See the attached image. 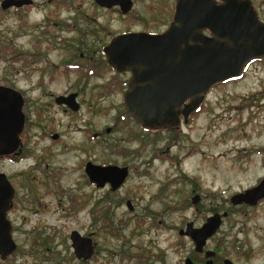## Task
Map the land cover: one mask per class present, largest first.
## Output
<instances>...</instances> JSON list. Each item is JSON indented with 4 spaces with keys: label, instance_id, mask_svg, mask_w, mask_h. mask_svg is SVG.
<instances>
[{
    "label": "rangeland",
    "instance_id": "obj_1",
    "mask_svg": "<svg viewBox=\"0 0 264 264\" xmlns=\"http://www.w3.org/2000/svg\"><path fill=\"white\" fill-rule=\"evenodd\" d=\"M34 2L31 10L0 8V86L22 92L28 106L25 111L32 120V113L38 111L45 118L37 122L38 127L30 125L31 137L22 159L14 164L0 163L21 197L28 199L13 224L18 259L26 257L33 264H81L72 255L69 240L70 232L77 230L83 236L92 234L91 242L101 258H111L109 264H137L136 256L144 248L159 255L160 264H183L192 252V242L178 230L188 222L200 226L212 209L226 208L228 217L206 249L217 250L232 264H264V200L248 209L232 208L229 202L232 194L264 176V155H252L250 172H224L238 165L233 152L225 151L233 142L223 135L226 113L222 94L230 91L237 95L248 90L250 82L217 87L210 94V110L198 119L197 126L145 134L138 124L121 118L125 115L122 91L103 87L114 75L100 54L96 55V67L101 77H86L90 66L84 64L87 58L81 59L79 52L95 41L84 27L88 22L76 19L80 29L65 30L56 24L57 17H46L50 10L47 0ZM71 14L63 13V17ZM100 20L109 30L122 28L115 15L103 14ZM99 36L101 44L105 43V35ZM94 47H99L98 43L93 42L95 52L98 49ZM68 59L79 66L75 73L61 72L65 65L60 64ZM258 72L264 76V63ZM40 80H46L45 84L39 85ZM68 91L79 92L81 104L74 114L51 104L52 94ZM263 120L261 112L255 122ZM42 122L43 126L48 123V128L41 127ZM52 131L61 135L58 145L47 138ZM93 132L101 135L91 140ZM39 133L41 142L36 144L32 136ZM254 141L256 148L264 146V136ZM47 146L53 149L44 157ZM189 150L191 156L178 164ZM87 158L101 164L128 165L125 183L114 192L90 185L81 167ZM195 194L200 196L197 205L191 203ZM37 228L45 236L36 237ZM35 237L40 243L46 238L39 247L45 249L42 255L46 251L44 259L30 255Z\"/></svg>",
    "mask_w": 264,
    "mask_h": 264
},
{
    "label": "water",
    "instance_id": "obj_2",
    "mask_svg": "<svg viewBox=\"0 0 264 264\" xmlns=\"http://www.w3.org/2000/svg\"><path fill=\"white\" fill-rule=\"evenodd\" d=\"M202 29L210 30L213 38L204 37ZM105 54L116 70L131 71L124 93L126 115L145 127L174 128L180 124V115L187 121L212 85L238 76L248 59L264 54V24L258 21L249 2L224 0L216 6L211 0H177L173 22L164 33L120 36L105 49ZM186 100L189 102L180 110ZM21 107L20 94L0 86V154L13 151L18 144L23 127ZM93 168L96 172H87L90 180L98 186L108 181L112 190L128 172L126 167ZM10 195V184L0 172L1 257L15 248L4 215ZM261 199L264 176L256 186L232 195L230 202L252 206ZM225 216L226 213H215L199 228L188 223L181 233L190 236L200 251ZM74 247L78 257H88L92 251L89 241L83 248L79 244ZM186 264L192 263L187 259Z\"/></svg>",
    "mask_w": 264,
    "mask_h": 264
},
{
    "label": "flooded vegetation",
    "instance_id": "obj_3",
    "mask_svg": "<svg viewBox=\"0 0 264 264\" xmlns=\"http://www.w3.org/2000/svg\"><path fill=\"white\" fill-rule=\"evenodd\" d=\"M211 1L215 3L216 6L224 3V0H211ZM235 1L238 3L249 2L258 21L264 24V0H235ZM47 2L50 6V10L47 11L46 17L47 18L57 17L58 22H56V24L60 25L61 28L65 30L72 31L73 29L74 30L80 29L77 28V24L75 23L76 19L81 22H86V21L88 22V24H86L84 27H86L85 29H89L87 30V34L93 35L95 41L93 40L92 42H90L88 44L89 45L88 47L87 46L84 47V52H79V57L81 59L84 58L85 56L87 58L84 64L90 66L86 72V77H98V78L101 77L99 74L100 71L99 67H96V63H97L96 55L97 53L98 55L100 54L103 60V64H105L114 75L112 79L103 83V87L106 88L105 90L108 89L107 91H110L111 88H113L118 92L119 90L122 91L121 99L125 114L124 117L121 116L122 119L123 118L129 119L133 123L138 124V126H140L144 130L145 134H150L152 132H164V131L170 132L174 130L181 131V129L185 126L187 127L197 126L196 124L198 122V119L202 117V115H204L205 113H208L211 104L213 102L211 101L210 94L216 91L217 87L237 85L243 82L247 83L248 80L250 82L248 90L238 93L237 95L231 94L230 91L227 92L225 91L222 94L224 96V102H225L224 106L222 107V110L226 113V124H225L226 127L223 131V135L226 139L228 138L233 142L232 144L229 145L228 149L225 151L233 152V159H234L233 161L238 165L236 166L238 168L233 167L229 171L227 170L224 172H250L249 165L252 163V161L250 160L252 155H259V156H261V154L264 155V146L256 148L255 145L256 142L254 141L256 138L257 140H260L262 136H264V122L263 123L255 122L258 116L261 117V112H264V76H260L258 72L260 68V64L264 63V54L262 56L251 57L250 59H248L246 64L243 66L241 73L238 76L228 78L222 82H218L212 85L210 89L207 91V93L203 95L200 104L188 115L187 121H183V118L180 115V124L177 127L174 128L145 127L135 122L132 118L127 116L125 112L124 93L128 89V81L130 80L132 75L131 71L130 70L118 71L115 68H113L108 62V58L105 54V49L108 46H110L111 43L115 41L116 38L120 36L135 35V34L142 36L160 35L164 33L173 22L177 0H47ZM34 5H35L34 0H2L0 2V8L2 11L12 10L14 12H18L26 9L31 10L35 8ZM87 5L89 6V9L86 8ZM86 11H88V14L86 13ZM63 13H72V14L70 15V18L68 17L64 18ZM102 13L105 14L106 16L115 15L116 21H118L122 25L121 30L112 31L109 30L106 26H104V24H102L101 23L102 21L100 20L101 16L103 15ZM95 26H96L95 29L96 32H93V28ZM80 31L82 32L83 30ZM100 33H103L107 38L106 42L103 44H101L102 41L99 36ZM201 34L206 38L209 39L213 38L212 33L208 29H202ZM93 42L98 43L99 45V47H94L95 49H98L95 52L92 50ZM82 45H84V43H82ZM90 51L92 52L91 55L89 53ZM243 55H245V53H243ZM70 58L72 59L75 58L74 52L72 57ZM122 59H123L122 57H119V60ZM76 64L74 61H71L69 59L65 62H62L60 65H65V67L61 70V72L63 71V72L75 73L79 69V66ZM56 69H59V66H57ZM121 76H123V78H121ZM117 77L119 78L117 79ZM45 81L40 80L39 85H44ZM15 91L17 90L15 89ZM17 92L20 94L22 98L21 111L23 113V127L18 135V144L16 148L7 154H0V163L9 161L14 164L17 163V161L21 160L22 156L20 155L24 152V145L30 140L31 137L30 136L31 134L29 132L30 125L36 126L37 122H41L45 119L43 118V116L39 114L38 111L37 112L38 114L32 113L34 117V120H32L31 115L28 114V110L25 111V108L27 106V101L25 97L23 96L21 91L20 92L17 91ZM78 97H79V92L76 91H68L56 95L52 94L51 104L52 106L55 105L57 107H61L64 112H71L74 114L79 111L81 104L80 101H78ZM188 102L189 100H186L180 106L179 109L180 110L183 109V107ZM42 107L45 109V111L49 110L48 106L46 107L42 106ZM47 124L43 126V122H42L41 127H43L44 129L48 128ZM110 131H111L110 127H107L105 129L106 133H109ZM40 135L41 133L32 136V138L35 137L34 140L36 144H39L41 142V139L39 138ZM100 135L101 133L99 132L98 133L93 132L90 138L91 140H96L97 138H99ZM60 137H61L60 133H57L55 131H52L51 133L47 134V138L52 143L54 142L53 143L54 145H58L61 142ZM52 149H53L52 147L47 146L45 149V153L43 152L42 155L45 157L47 153L52 152ZM191 150L183 154V156L178 159V164L179 163L181 164L185 159L191 156ZM23 157L25 159L27 158L26 156ZM16 158L18 160H16ZM262 159H264V157H262L261 160ZM105 166H117L120 168L126 167L128 170L124 181L115 190L111 189V184L108 181L105 182L102 186H98L97 183L92 182L89 176L87 175L88 171L93 172L94 169L93 167L100 168ZM81 167H82V172H84L90 185L98 189H103L107 187L111 192H114L121 188V186L125 183L130 172L129 171L130 168L128 165L118 166L116 164H101V163H96L95 160L91 158L90 159L87 158L83 160ZM0 172L4 174L5 178L10 184L11 195L9 197L10 200L4 215H5V219L10 225V236L15 245V248L8 255L4 257L0 256V264H33L32 261L31 262H29V260L27 261L26 257H24L23 259H18L17 246H16L17 244L15 242V235L17 233V229L13 226V224L16 222L17 215L20 213V211L23 208L21 204L27 202L28 199L27 197H21V194H19V189L12 182L11 178L8 176L7 173H5L4 170L0 168ZM94 172H96L95 169ZM146 174H149V172H146ZM262 178L263 177L259 178L253 184L249 185L247 188H244L242 189V191L239 192H243L246 189L256 186ZM230 198H229V202H230ZM199 200H200V196L198 194H195L194 196L191 197V203L193 205L195 204L197 205ZM263 200L264 199H261L260 201L257 202V204ZM72 205L74 206L73 202ZM126 205L130 210L132 209L130 202L127 201ZM256 205H252V206L254 207ZM252 206L247 205L245 203L233 205L230 202V207L232 208L248 209ZM227 209H230L229 206H227ZM211 211L212 213H210L208 216L204 218L200 226H193L192 222H188V223H192L193 228H199L205 223L208 217L212 216L215 213L219 215L226 213V216L222 217L221 224L223 220L226 217H228V211L226 210V208H223L222 211L219 210L213 211V209ZM188 223H186L184 229L181 228L178 230L179 235L188 237L192 242V252L189 256H187L184 259L183 264H186L187 259L190 260L192 264H207L208 261L211 262V264H232L229 258L220 257L217 250L209 249V248L206 249L208 240L214 237L218 233L221 224L220 227L217 229V231L212 236L206 239V242L203 245L202 249L198 251L196 250V246L192 238L188 235L181 233L182 230H186ZM73 232H76V234H73ZM35 234L36 237L39 238H41V234L45 236L44 232H42L39 228H37ZM91 235L92 234H86L83 236L77 230H72L70 232L69 240H70L72 255L75 257V259L80 261L81 264H85L86 262H90V261H93L95 264H109L110 257L101 258L99 256L100 252H97V250L95 249V242L93 241L91 242ZM36 237L34 239V246L30 248V255H32L33 257L37 256L44 259L45 256L47 255L46 251H45V255H42V251H44L45 249H43V247L42 248L39 247L44 245L46 238H43L40 243L39 241H36ZM88 241H89V247L92 249L91 254L88 257H85L83 255L81 257H78L74 245L79 244L83 248L84 243ZM209 252H212L213 254L207 255V253ZM82 254L85 253L83 252ZM110 255L112 256L113 253L111 252ZM136 260H137V264H153L155 262H158L160 264V262H162L160 260L159 255L152 253L147 248H144L141 252H139V254H137ZM226 260L229 263L225 262Z\"/></svg>",
    "mask_w": 264,
    "mask_h": 264
}]
</instances>
